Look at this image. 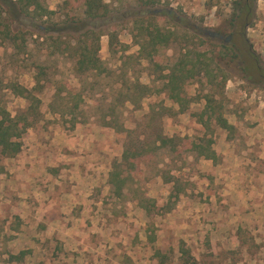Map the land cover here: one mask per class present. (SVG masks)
Instances as JSON below:
<instances>
[{"label":"rangeland","instance_id":"374dc122","mask_svg":"<svg viewBox=\"0 0 264 264\" xmlns=\"http://www.w3.org/2000/svg\"><path fill=\"white\" fill-rule=\"evenodd\" d=\"M70 2L39 0L46 18L21 17L8 23L10 38L0 34V108L13 117L27 107L10 90L14 84L40 100L39 117L19 138L20 151L0 154V264H179L181 252L194 264H264V0H250L247 13L240 12L245 0H101L106 17L82 24L84 0ZM0 22L2 32L6 22ZM68 24L93 31L87 38L82 30L54 32ZM145 30L167 36L165 45L143 42L140 52ZM81 41L97 49L96 72L75 70ZM185 51L189 63L197 64V52L212 63L209 76L178 81L184 99L177 104L164 88L165 76ZM67 90L74 94L65 96ZM206 95L213 113L204 108ZM216 116L232 130L217 127ZM86 129L94 151L77 146L74 158L83 163L74 170L86 175L59 179L65 180L59 191L70 197L56 196L59 211L51 216L74 224L78 245L50 233L44 239L37 211L51 186L42 191L40 169L33 182L17 179L14 166L35 169L44 150L55 152L50 168L59 174L66 165L58 146L68 132L78 140ZM129 131L142 157L116 196L108 173ZM159 135L209 142L215 161L177 148L153 152L150 142ZM171 188L178 197L167 204ZM10 204L22 211V221L8 213Z\"/></svg>","mask_w":264,"mask_h":264},{"label":"trees","instance_id":"16d2710c","mask_svg":"<svg viewBox=\"0 0 264 264\" xmlns=\"http://www.w3.org/2000/svg\"><path fill=\"white\" fill-rule=\"evenodd\" d=\"M74 3L76 0H62V5L66 6L67 4ZM72 2V3H73ZM107 6L101 2V0H84L83 2V10H82V19L79 20L78 23L97 21L101 18L106 17L108 10ZM38 11V13H37ZM57 11L62 12L61 8H57ZM49 12L43 8L39 0H0V21H5L6 24H3V30L0 32L2 36L10 38V26L8 23L18 20L21 17H30L32 19L38 17V20L46 18V15ZM1 23V22H0ZM66 24V23H65ZM68 25H63L55 29L54 32H80L81 36L88 37L89 34L92 33L93 29H84L86 25H81L77 27L75 30L69 27ZM44 31L50 30L49 28H42ZM65 34V33H64ZM109 46L112 42V35L109 34ZM15 37V36H14ZM141 42H139V50L143 51L144 44L155 45L156 43L164 44L167 40V36H161L160 34L152 35L150 32L146 31L142 34ZM199 42H203L200 40ZM165 45V44H164ZM220 49H225L226 47L222 44L219 46ZM97 49L94 47L90 48V45L87 46L85 41H81L78 46L75 47V70L80 74H86L91 72H96L98 70V59L96 57ZM190 53L189 51H185L182 54V59L178 64H175L174 67L168 72L165 76V84L164 88L168 92V97L177 104H180L184 99L183 97V87L178 86V81L182 82L183 79H187L188 77H192L193 75L198 76L199 74L207 77L210 75V71H208V65L212 63V58L205 62L206 57L204 53L197 52V64H192L190 62ZM219 57V55H217ZM220 58V57H219ZM219 58H215L218 61H221ZM148 62H151L152 55L147 58ZM153 63V61H152ZM187 63V64H186ZM186 64V66H185ZM217 66V71L221 73L220 67L214 62ZM41 76V70L38 71V85ZM214 76H211V78ZM222 79L223 74H221ZM37 81V80H36ZM134 87H137L136 85ZM39 88V86H38ZM14 94L23 97L28 101L27 107L18 112L15 116L10 117L5 110L0 108V154L6 158H11L15 156L21 147L20 136L24 132V130L39 117V112H37V107L40 104V100L36 97L32 96L31 90H26L14 84L10 89ZM74 94V90H67L65 96H72ZM60 91L56 90L54 93V98L59 97ZM129 97V96H128ZM129 101V98H127ZM204 100V108H208L211 113L214 112V108L211 106V102H213L210 96H203ZM147 118V117H146ZM215 125L217 127L228 131L232 130V126L227 124L226 121L221 116H216L213 118ZM122 131V130H121ZM126 137L128 138V143L124 145L123 150L120 155V160L112 161L111 171L108 173V184L112 188L113 193L116 196H120L122 189L126 185V179L129 177L135 169L138 160L142 157V153L140 150L136 148L130 142V136L133 134V131L125 132ZM187 141V142H186ZM151 151L155 152L159 149L167 148L170 152L176 153L177 151H194L200 157H203L206 160L215 161V153L209 148V142L201 145L199 143L194 142V139H179V138H166L164 136H157L155 140L150 142ZM176 148L178 149L176 151ZM172 183V181H169ZM175 188H171V192L168 195L167 204L173 203L177 199V191L173 192ZM20 254L22 252H19ZM179 264H194V260L190 258L187 252L180 253V263Z\"/></svg>","mask_w":264,"mask_h":264},{"label":"crops","instance_id":"0c3cea01","mask_svg":"<svg viewBox=\"0 0 264 264\" xmlns=\"http://www.w3.org/2000/svg\"><path fill=\"white\" fill-rule=\"evenodd\" d=\"M84 132H82V139H74L73 137V132H68L65 137L63 138L62 142L63 144H60V147L58 146V156L60 158H58L59 161H63V164H65L66 166L63 167L64 169H61L58 172H56V170H52L54 163L52 160L57 159V157H55V152L49 154L48 152L44 151V150H40L38 152V167L35 166V169L32 167L33 165H29V166H25L22 165L21 166V170L19 169V167H15L14 164H12V166H14L15 168V177L17 179H19L20 177H23V181L25 177H28L29 179L32 180L33 182V177L35 175L34 170H42L43 172L40 174V172L38 171V175H42L40 177L41 181H44L42 187V191H44V193H49L50 190L49 189V185L51 186V191L49 194L46 195L45 198V203H42L39 208H38V214H40L39 218L40 220L38 221V231L40 233H38V235L44 239H50V237L45 236L46 233H50L51 235H55L56 239L59 241H63L65 244H69V243H76L78 242L77 239L74 238L73 236V231L75 230L74 224H61L58 223L57 218H52L51 216L53 215L52 212L56 211L59 209L56 207V202L58 197V195L60 196H64L65 197H70V194H67L66 191H59L60 186L62 185V183H64L65 180H59L62 177H67L71 174H75L76 176L79 175H86V173H81L79 174L78 171L74 170V164L78 163V164H83L82 162H76L77 160H74V158L77 156L75 151H78V147L80 146L82 148H85L86 151L90 148V151L93 152V144H89L88 141L93 139V138H89L91 133L88 129L83 130ZM54 142L56 141V138L52 139ZM44 143V142H43ZM42 143V144H43ZM44 147V145H42ZM47 147H49V144L47 145ZM56 150V149H55ZM106 154L102 153L101 158L102 159H106L109 156V151L106 149L105 150ZM85 152V150H84ZM94 153H92V156ZM99 156V155H97ZM78 157L82 158V156L80 154H78ZM91 159V158H89ZM83 161V160H82ZM18 162V161H17ZM85 162V161H84ZM14 163V162H13ZM19 163V162H18ZM29 163V162H27ZM35 163V162H34ZM69 178V177H68ZM67 178V179H68ZM12 181V180H11ZM58 181V182H57ZM57 190V195L54 196L53 191ZM61 199V197L59 198ZM17 204V203H16ZM16 204H10L9 209H8V213H10V215H15L17 216L19 219H21L22 221V211L18 210V206ZM6 215V214H5ZM35 215V214H34ZM41 221V222H40ZM41 223V224H39ZM15 235L17 234V231L15 233ZM19 238V237H18ZM65 244H62V246H65Z\"/></svg>","mask_w":264,"mask_h":264},{"label":"flooded vegetation","instance_id":"af4514ba","mask_svg":"<svg viewBox=\"0 0 264 264\" xmlns=\"http://www.w3.org/2000/svg\"><path fill=\"white\" fill-rule=\"evenodd\" d=\"M249 1L250 0H245V3L244 4H242V6L240 7V12H245V13H247V11H248V9H249V7H248V5H249ZM211 36L213 37V36H216L215 34H211ZM220 39V36L218 37V40ZM230 39V36H227L226 38H225V42L226 41H228Z\"/></svg>","mask_w":264,"mask_h":264}]
</instances>
